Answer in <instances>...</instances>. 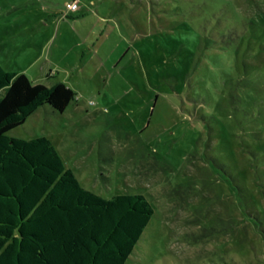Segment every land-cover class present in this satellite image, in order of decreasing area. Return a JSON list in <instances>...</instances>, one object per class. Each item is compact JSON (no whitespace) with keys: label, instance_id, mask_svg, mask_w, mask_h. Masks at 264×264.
Returning <instances> with one entry per match:
<instances>
[{"label":"rangeland","instance_id":"rangeland-1","mask_svg":"<svg viewBox=\"0 0 264 264\" xmlns=\"http://www.w3.org/2000/svg\"><path fill=\"white\" fill-rule=\"evenodd\" d=\"M0 64L75 92L10 135L150 202L124 264H264V0H0Z\"/></svg>","mask_w":264,"mask_h":264},{"label":"trees","instance_id":"trees-1","mask_svg":"<svg viewBox=\"0 0 264 264\" xmlns=\"http://www.w3.org/2000/svg\"><path fill=\"white\" fill-rule=\"evenodd\" d=\"M0 264H124L153 208L141 193L83 188L46 136L8 132L38 107L63 112L75 92L0 64Z\"/></svg>","mask_w":264,"mask_h":264},{"label":"built area","instance_id":"built-area-1","mask_svg":"<svg viewBox=\"0 0 264 264\" xmlns=\"http://www.w3.org/2000/svg\"><path fill=\"white\" fill-rule=\"evenodd\" d=\"M66 7L69 10H76L78 8V2L77 1H69L66 3Z\"/></svg>","mask_w":264,"mask_h":264},{"label":"crops","instance_id":"crops-1","mask_svg":"<svg viewBox=\"0 0 264 264\" xmlns=\"http://www.w3.org/2000/svg\"><path fill=\"white\" fill-rule=\"evenodd\" d=\"M9 71H10V70H9ZM71 102H73V100H72ZM71 102H70V103H71ZM70 103H69V104H70ZM69 104H68V105H69ZM75 107H77V102H75ZM66 108H67V107H66ZM66 108H65V109H66Z\"/></svg>","mask_w":264,"mask_h":264}]
</instances>
